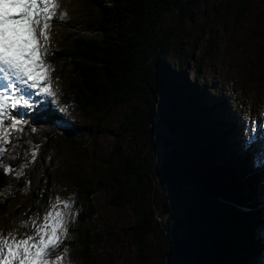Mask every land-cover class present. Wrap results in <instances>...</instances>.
Returning a JSON list of instances; mask_svg holds the SVG:
<instances>
[{
    "label": "trees",
    "instance_id": "obj_1",
    "mask_svg": "<svg viewBox=\"0 0 264 264\" xmlns=\"http://www.w3.org/2000/svg\"><path fill=\"white\" fill-rule=\"evenodd\" d=\"M81 1L98 10L100 20L95 29L102 34L100 38L75 36L68 46L53 53L66 57L76 78L63 98L77 105L83 114L90 115L129 103L133 92L143 94L139 95L143 103L146 99L149 104L143 112L137 103L131 106L119 128V136L124 140L136 141L143 146L142 155L138 158L117 155L116 162L109 166L107 182L94 181L91 177H77L74 182L82 209L77 218L78 226L71 227L60 248L63 263L98 264L95 252L98 248H105L108 234L96 226L98 204L95 198L98 192L105 190L106 194L112 192L113 206L133 211L136 223L123 230V236L135 246L140 264H147L149 258V235H158L159 239L164 237L165 256L172 264H253L252 259L258 257L255 255L257 248L260 264H264V231L260 218L256 216L257 211L253 210L260 207V188L264 198V186L260 187V172L251 179L245 175L240 181L242 167L235 166L225 130L232 132L235 124L219 120V116L229 117L226 110L232 111L231 104L229 101L222 103L217 97V106L213 103L209 106L207 97L205 103L192 93H199L196 88L184 85V68L188 66L182 68L167 62L171 41L181 32L183 25L194 21L197 6L206 0ZM235 1L239 15L248 17L250 0ZM173 14L179 17L178 29L165 35L161 24L165 16ZM158 25L159 30L155 33ZM194 50L195 46L191 52ZM53 59L57 60L55 56ZM169 75H173V81ZM191 77L192 80L187 79L197 84V78ZM39 100L44 109L50 105L41 98ZM184 102L200 106L192 109L184 106ZM53 109L42 118L48 124L38 125L46 128L56 123V128L62 131L70 124L69 119L56 106ZM159 126H164L169 135L165 134L162 144L165 162L156 170L154 154L159 150V141L162 142L156 130ZM78 131L91 134V130L85 127ZM58 134L56 130L51 138ZM74 136L77 135L67 137L69 143H75L72 141ZM169 138L175 141L168 142ZM244 139L246 143L250 141L247 137ZM3 154L0 149L1 158ZM3 167L4 161L0 163V195L5 196L4 200L0 199L3 203L1 212L7 210L10 202L24 195L29 178L24 174L25 169L12 175L13 172L5 171ZM158 171L163 193L167 192L164 195L152 178V175L157 177ZM63 174L70 177L65 172ZM49 192L47 187L41 193L33 194L31 200L35 202L41 196L40 205L45 207ZM241 205H250L254 212L245 213L240 209ZM160 207L168 214L163 219L165 214L162 213V222L154 220ZM257 224L260 225V244L255 242L258 237L253 230ZM65 246L68 249L66 254Z\"/></svg>",
    "mask_w": 264,
    "mask_h": 264
},
{
    "label": "rangeland",
    "instance_id": "obj_2",
    "mask_svg": "<svg viewBox=\"0 0 264 264\" xmlns=\"http://www.w3.org/2000/svg\"><path fill=\"white\" fill-rule=\"evenodd\" d=\"M237 5L235 0H206L199 4L194 21L183 25L181 32L171 41L167 62L181 65L182 68H184L183 65L188 66L184 68V85L187 88H196L199 93L195 91L192 93L205 103V97H207L209 106L211 103L217 106V97L221 98L222 103L229 101L231 104L229 106L232 109L231 112L223 107L229 117L219 116V120L231 121L235 124L237 134H232L228 129L225 130L235 166L242 167L240 181H243L245 175L247 179H251L255 174L263 172L264 168V151L260 155L262 147L264 150V144L260 145V149L255 147V143H264V0H250L251 13L248 17L239 15ZM52 11L49 27L45 30L48 40L45 41L38 30L36 36L41 46L47 49L42 59L49 65L50 76L47 83L50 91L55 95H39L38 98L50 104L46 109L44 104L40 107L41 104H37L36 99L32 102L31 109L9 112L8 116L11 119L21 120V124L14 129L11 119L6 118L4 127L9 133L7 143L0 140V149L4 151L3 158L0 157V163L4 161V170L13 172V175L30 165L24 170V174L29 176L24 195L19 200L10 202L5 212L0 211V235L9 238L11 235L21 239L31 234V227H21V225L31 221L41 223L45 213L51 205L55 204L57 198L62 202L70 203L72 210L76 213L74 217L71 215L66 217L70 220L68 235L73 225L78 226L77 218L82 209L80 197L74 188L77 177H91L94 181L107 182L110 176L109 166L116 162L117 155L138 158L144 150L139 142H130L119 136L120 125L130 113L131 106L137 103L141 112L148 109L149 103L146 99L143 103V99L139 96L140 92H133L134 96L129 103L109 107L101 114L92 113L95 115L83 114L77 105L63 98L65 92L69 91L71 81L73 80L74 83L76 78L66 57H58L56 53L54 55L53 53L68 46L75 36L100 38L102 32H97L95 29L100 20L98 10L81 0H53ZM178 26L179 17L175 14L165 16L161 24L165 35L176 32ZM158 30L159 25L155 33ZM194 46L195 50L191 52ZM181 47L183 51L179 50ZM54 56L57 60L53 59ZM186 69L188 70L185 72ZM191 76L193 79L197 78L195 80L197 84L187 79L189 77L192 80ZM172 77L173 75H169V79L172 80ZM3 90L4 87L0 89V91ZM33 95H36L35 91L31 92L30 97ZM161 104L165 109V103L162 101ZM185 105H188L187 102H184ZM55 106L66 114L70 122L62 131L56 128V123L46 128H44L45 125H38L45 123L42 118ZM188 106L197 109L200 105L191 103ZM80 127L90 129L91 134H87L88 131L80 134L78 131ZM56 130L60 134L51 138L56 134ZM156 130L162 136V142L159 141V150L154 154L157 162L156 170H159L165 162V152L162 148L165 140L163 136L168 134L164 126H159ZM246 131L252 137H247ZM238 133L243 138L238 139ZM75 134L77 136L72 139L75 143H69L67 137ZM91 135L96 137L93 138ZM245 137L250 140V147L248 142H245ZM33 153H35L34 156ZM64 172L70 177L67 178ZM47 174L50 176L48 177ZM156 174L157 177L152 175V178L159 192L164 195L167 192L163 193L158 177L159 171ZM260 177L261 187L264 186V172L263 176L260 174ZM148 181L151 182L150 178ZM251 184L253 187L254 183ZM47 187L50 190V196L46 198L47 206L40 205L41 196L37 197L35 202L31 200L33 194L41 193ZM106 193L105 190L100 191L95 198L98 204L96 226L108 234L105 248H98L95 252L98 264H140L135 246L123 236V230L136 223L133 211L129 208H116L111 203L112 192ZM149 196L148 194V198ZM253 197H251L252 202L255 201ZM0 199L4 200L5 196L0 195ZM1 200L0 205H3ZM255 203L259 205L256 201ZM245 205L248 204L245 203ZM245 205L240 206L242 211L247 214L254 212L250 205ZM39 206H41L40 211ZM60 207L62 209V205ZM159 210V215L156 212L154 220L162 222V213L165 214L163 219L168 214L164 213L163 207ZM253 210L257 211L256 216L263 224L264 198L261 196V188L260 207ZM256 226L258 227H253L258 237L255 242L260 244L258 234L260 225ZM160 237L159 239L158 235H149L147 239L149 255L147 264H172L165 256L166 241L164 237ZM64 240L67 238L65 237ZM257 249H255V255L258 257L252 259L253 264H260V252Z\"/></svg>",
    "mask_w": 264,
    "mask_h": 264
},
{
    "label": "snow or ice",
    "instance_id": "obj_3",
    "mask_svg": "<svg viewBox=\"0 0 264 264\" xmlns=\"http://www.w3.org/2000/svg\"><path fill=\"white\" fill-rule=\"evenodd\" d=\"M52 9L53 0H0V84L4 87L0 91V140L5 143L9 133L4 124L6 118L11 119L9 112L31 109L32 91L36 95H55L47 83L49 65L42 59L47 49L36 36L38 30L48 40L45 30L49 27ZM11 124L15 129L21 120L11 119ZM75 214L70 203L57 198L41 223L31 221L21 225L31 227V234L26 238L0 235V264H63L60 248L70 223L66 217ZM67 251L65 246L64 254Z\"/></svg>",
    "mask_w": 264,
    "mask_h": 264
},
{
    "label": "bare ground",
    "instance_id": "obj_4",
    "mask_svg": "<svg viewBox=\"0 0 264 264\" xmlns=\"http://www.w3.org/2000/svg\"><path fill=\"white\" fill-rule=\"evenodd\" d=\"M233 114V113H232ZM249 128H251V126L249 125ZM232 133H234V134H237V131H236V129L235 130H232ZM241 133V132H240ZM240 133H238V139L241 137V138H243L242 137V135L240 134ZM248 132L246 131V134H247ZM264 135V134H263ZM252 137V135H250V134H247V137ZM248 146L250 147V145H249V142H248ZM255 147L257 148V149H260V144L259 143H255ZM262 151H264L263 150V147H262V149H261V153H260V155L262 154ZM257 156H258V154H257ZM260 168H261V166H260ZM263 172H264V168H263ZM263 172H260V174H262ZM263 193V192H262ZM193 197V196H192ZM194 200V199H193ZM263 201V200H262ZM262 227H264V223L263 224H261V228ZM262 232V231H261ZM260 238V237H259Z\"/></svg>",
    "mask_w": 264,
    "mask_h": 264
},
{
    "label": "water",
    "instance_id": "obj_5",
    "mask_svg": "<svg viewBox=\"0 0 264 264\" xmlns=\"http://www.w3.org/2000/svg\"><path fill=\"white\" fill-rule=\"evenodd\" d=\"M159 119H161V117H159ZM158 122H159V121H158ZM164 134H165V132H164ZM168 135H169V134H168ZM161 137H162V136H161ZM163 137H164V139H165V136H163ZM169 141H173V142H174L175 139H173V138H169V139H168V142H169ZM168 142H167V143H168Z\"/></svg>",
    "mask_w": 264,
    "mask_h": 264
}]
</instances>
